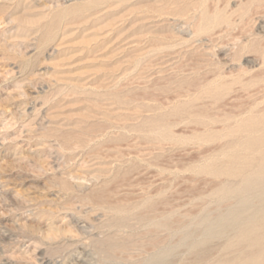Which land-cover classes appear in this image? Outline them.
<instances>
[{
	"label": "rangeland",
	"instance_id": "374dc122",
	"mask_svg": "<svg viewBox=\"0 0 264 264\" xmlns=\"http://www.w3.org/2000/svg\"><path fill=\"white\" fill-rule=\"evenodd\" d=\"M170 3L109 0L80 14L71 0H0V264H154L166 246L161 264L199 263L180 231L232 200L193 170L219 143L194 137L204 127L187 110L240 113L256 97L171 107L202 79L178 78L197 55L183 52ZM150 4L166 21L137 19ZM160 124L170 136L153 132ZM143 194L152 203L134 207Z\"/></svg>",
	"mask_w": 264,
	"mask_h": 264
},
{
	"label": "bare ground",
	"instance_id": "6f19581e",
	"mask_svg": "<svg viewBox=\"0 0 264 264\" xmlns=\"http://www.w3.org/2000/svg\"><path fill=\"white\" fill-rule=\"evenodd\" d=\"M71 1L75 6L69 11L80 14L97 5H101L99 10L105 9L109 2ZM148 1H162L166 5L171 2L169 13L180 17H170L171 21L177 22V30L188 38L183 52L197 55L195 66L177 74L182 80H202L192 91L177 93L175 98L179 102L171 107L179 108L180 104L195 107L196 102L204 98L211 99L212 107L219 100L230 101V98L244 94L256 97V101L240 113H212L208 109L193 113L187 110L188 121L204 127V134H195L194 137L204 144L219 143L202 162L193 165V170L216 181L209 192L212 196L220 202L232 200V203L221 211L205 210L199 214L194 219V229L182 228L176 243L187 250H197L198 264H264V0ZM152 9L150 4L141 16H137L139 20H146L148 27L166 21L162 17L163 9L157 14L149 13ZM249 25L255 31L247 29ZM137 43L133 45L135 48ZM241 57L262 71L251 74L250 69L238 63ZM225 64L235 66L226 71L223 70ZM182 96L185 97L183 101L179 100ZM149 114L145 112L142 117L149 118ZM153 132L171 135L168 134L170 127L162 124ZM151 197L141 195L134 207L148 205ZM166 219L165 215L159 214L153 217V223L155 227L168 229ZM174 249L173 246L159 247L149 261L166 263Z\"/></svg>",
	"mask_w": 264,
	"mask_h": 264
}]
</instances>
